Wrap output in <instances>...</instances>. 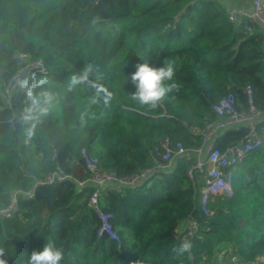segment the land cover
<instances>
[{
  "label": "trees",
  "instance_id": "16d2710c",
  "mask_svg": "<svg viewBox=\"0 0 264 264\" xmlns=\"http://www.w3.org/2000/svg\"><path fill=\"white\" fill-rule=\"evenodd\" d=\"M19 54L42 60L49 74L28 86L31 98L17 87L9 108L2 89ZM145 59L176 69L177 89L156 109L131 99L128 77ZM89 67L87 80L73 84ZM247 86L264 110V32L230 23L213 0H0V210L14 199L17 207L0 219V259L27 264L51 240L64 249L60 264H198L224 249L229 264H264V145L237 166L234 196L211 202L210 216L200 207L205 175L194 170L191 178L194 160L185 156L135 189L104 190L119 242L98 236L93 187L70 179L41 184L58 170L86 179L83 148L102 170L126 177L150 165L147 151L161 139L199 147L201 137L182 122L213 120L212 105L229 90L247 107ZM26 108L33 109L27 121ZM259 128L264 135V123ZM246 132L228 129L214 147L224 150ZM189 217L202 238L176 257L172 248L182 241L174 230Z\"/></svg>",
  "mask_w": 264,
  "mask_h": 264
},
{
  "label": "built area",
  "instance_id": "2783aa9c",
  "mask_svg": "<svg viewBox=\"0 0 264 264\" xmlns=\"http://www.w3.org/2000/svg\"><path fill=\"white\" fill-rule=\"evenodd\" d=\"M200 0H194L198 2ZM228 21L236 26L245 23L248 32L254 31L259 26L264 31V0H251L249 9L241 7H227L225 9ZM18 69L10 76L2 89V95L6 105L12 108L13 95L17 87H21L22 81H27L28 86L34 84L42 75L49 74L47 67L42 60H32L24 54L17 56ZM247 98V107L238 106V98L233 90L212 105L215 114L213 120L208 121L202 127L190 126L187 122L183 125L193 135L202 139V145L196 148H187L181 142L173 143L169 138L161 139L159 143L150 147L147 151L150 165L134 172L126 177H119L115 172L102 170L99 159L92 155L86 148L81 150L83 158L84 173L87 178L78 180L70 175H65L61 170L48 175L43 185H56L70 179L78 183L80 187L91 186L94 192L89 198L90 208L97 214L100 220L98 229L99 237H107L116 242L120 241L118 232L111 222V215L104 211L101 198L106 189L112 191H123L127 188L135 189L145 181L169 171L177 159L185 156L194 160L189 170L192 178L194 170L205 175V184L201 191L200 207L206 216H210L209 205L214 200L231 198L235 194L234 182L237 166L243 162L253 151L264 145V135L259 124L264 123V110H260L254 104L253 90L247 86L244 90ZM128 110H133L128 108ZM139 112L137 110H134ZM145 116L157 117L141 113ZM166 117H171L164 113ZM246 127L244 137L224 150L214 147V142L223 132L228 129ZM34 192V190H32ZM28 196H33L28 193ZM14 203L7 209L0 210V219H10L16 212ZM200 224L198 220L189 217L179 224L174 230V237L177 240L194 241L201 240ZM226 250L219 251L214 257L204 254L198 264H229L226 261ZM212 258V259H211ZM230 261L235 262L236 257L230 256Z\"/></svg>",
  "mask_w": 264,
  "mask_h": 264
},
{
  "label": "clouds",
  "instance_id": "9594fccd",
  "mask_svg": "<svg viewBox=\"0 0 264 264\" xmlns=\"http://www.w3.org/2000/svg\"><path fill=\"white\" fill-rule=\"evenodd\" d=\"M90 72V67L84 69L81 75L72 77V83L77 84L86 81ZM175 72L174 62H169L166 59L161 67L150 65L147 59L143 63H138L135 72L128 77V80L135 87L131 99L141 106L156 109L169 93L177 89V84L174 82ZM44 83L45 81H39L36 86L38 87ZM21 87L28 89L27 81H22ZM31 95V90L28 89L30 98ZM50 99V96H46V102ZM32 112V108H26L23 119L25 121L32 119ZM191 249V242L184 240L178 246L172 248V253L174 256L179 257L185 253H190ZM2 255L3 253L0 251V256ZM63 259V247H58L53 241L49 240L44 244L42 250H34L30 254L27 264H60ZM0 264H5L3 259H0ZM137 264H140V261H137Z\"/></svg>",
  "mask_w": 264,
  "mask_h": 264
},
{
  "label": "crops",
  "instance_id": "0c3cea01",
  "mask_svg": "<svg viewBox=\"0 0 264 264\" xmlns=\"http://www.w3.org/2000/svg\"><path fill=\"white\" fill-rule=\"evenodd\" d=\"M218 3L224 10L227 7H241L249 9L251 7V0H213ZM255 29H259L264 32L263 29L259 26H256Z\"/></svg>",
  "mask_w": 264,
  "mask_h": 264
},
{
  "label": "rangeland",
  "instance_id": "374dc122",
  "mask_svg": "<svg viewBox=\"0 0 264 264\" xmlns=\"http://www.w3.org/2000/svg\"><path fill=\"white\" fill-rule=\"evenodd\" d=\"M224 250H225V249H224ZM213 257H214V256H213ZM213 257H212V258H213ZM212 258H211V259H212Z\"/></svg>",
  "mask_w": 264,
  "mask_h": 264
}]
</instances>
